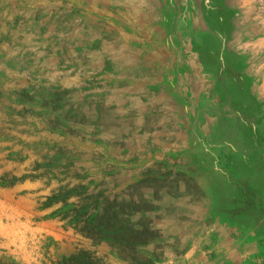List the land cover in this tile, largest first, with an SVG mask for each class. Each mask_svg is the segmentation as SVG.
<instances>
[{
    "label": "crops",
    "instance_id": "crops-1",
    "mask_svg": "<svg viewBox=\"0 0 264 264\" xmlns=\"http://www.w3.org/2000/svg\"><path fill=\"white\" fill-rule=\"evenodd\" d=\"M28 1L39 30L29 80L66 102L89 145L133 146L142 173L217 160L200 153L202 141L218 146L219 130L232 131L228 168L209 171L225 193L159 221L156 252L133 264H264V170L247 164L253 139L243 132L259 124L223 121L249 100L264 109V0Z\"/></svg>",
    "mask_w": 264,
    "mask_h": 264
},
{
    "label": "rangeland",
    "instance_id": "rangeland-1",
    "mask_svg": "<svg viewBox=\"0 0 264 264\" xmlns=\"http://www.w3.org/2000/svg\"><path fill=\"white\" fill-rule=\"evenodd\" d=\"M33 5L0 0V264L143 263L161 243L159 221L184 219L188 199L225 193L224 178L209 171L228 168L232 131L219 130L218 146L202 141L200 153L217 160L173 159L142 173L133 171V146L89 145L66 102L29 80L39 43ZM249 101L223 121L259 124L243 132L253 139L247 164L264 170V109Z\"/></svg>",
    "mask_w": 264,
    "mask_h": 264
}]
</instances>
